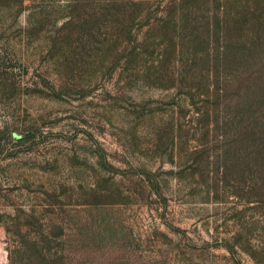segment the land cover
<instances>
[{
  "label": "rangeland",
  "instance_id": "374dc122",
  "mask_svg": "<svg viewBox=\"0 0 264 264\" xmlns=\"http://www.w3.org/2000/svg\"><path fill=\"white\" fill-rule=\"evenodd\" d=\"M0 264H264V0H0Z\"/></svg>",
  "mask_w": 264,
  "mask_h": 264
},
{
  "label": "bare ground",
  "instance_id": "6f19581e",
  "mask_svg": "<svg viewBox=\"0 0 264 264\" xmlns=\"http://www.w3.org/2000/svg\"><path fill=\"white\" fill-rule=\"evenodd\" d=\"M3 258H4V257H3ZM3 258H2V259H3Z\"/></svg>",
  "mask_w": 264,
  "mask_h": 264
}]
</instances>
